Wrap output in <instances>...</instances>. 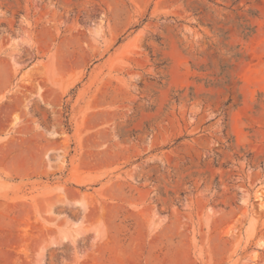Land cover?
<instances>
[{
  "label": "rangeland",
  "instance_id": "obj_1",
  "mask_svg": "<svg viewBox=\"0 0 264 264\" xmlns=\"http://www.w3.org/2000/svg\"><path fill=\"white\" fill-rule=\"evenodd\" d=\"M0 56L64 91L0 264H264V0H0Z\"/></svg>",
  "mask_w": 264,
  "mask_h": 264
},
{
  "label": "crops",
  "instance_id": "obj_2",
  "mask_svg": "<svg viewBox=\"0 0 264 264\" xmlns=\"http://www.w3.org/2000/svg\"><path fill=\"white\" fill-rule=\"evenodd\" d=\"M63 95L64 91L44 85L36 89L28 66L21 67L13 56H0V147L17 145L12 160L19 176L28 175V169L34 173L38 166L30 159L27 145L46 144L61 135L59 119L52 113L60 107Z\"/></svg>",
  "mask_w": 264,
  "mask_h": 264
}]
</instances>
